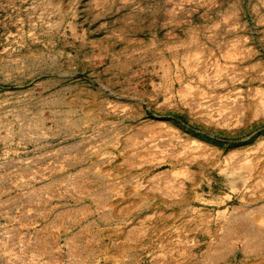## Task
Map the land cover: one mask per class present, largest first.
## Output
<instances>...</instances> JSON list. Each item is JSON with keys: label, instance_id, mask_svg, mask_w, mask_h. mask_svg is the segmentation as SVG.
<instances>
[{"label": "rangeland", "instance_id": "rangeland-1", "mask_svg": "<svg viewBox=\"0 0 264 264\" xmlns=\"http://www.w3.org/2000/svg\"><path fill=\"white\" fill-rule=\"evenodd\" d=\"M0 264H264V0H0Z\"/></svg>", "mask_w": 264, "mask_h": 264}]
</instances>
